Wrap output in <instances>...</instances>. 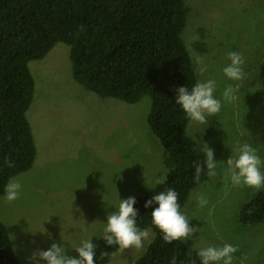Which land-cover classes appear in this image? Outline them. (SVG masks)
Returning a JSON list of instances; mask_svg holds the SVG:
<instances>
[{"label":"rangeland","instance_id":"374dc122","mask_svg":"<svg viewBox=\"0 0 264 264\" xmlns=\"http://www.w3.org/2000/svg\"><path fill=\"white\" fill-rule=\"evenodd\" d=\"M186 2L191 11L183 38L198 81L215 79L217 98L229 84L238 91L233 102L208 117V124L189 123L188 132L202 150L205 143L214 150L217 174L196 186L181 209L197 229L184 241L189 250L231 244L238 249L233 264H264V221L247 225L240 220L242 206L258 192L232 186L225 175L226 161L238 145L250 144L264 160V0ZM70 50L59 42L44 58L30 62L35 92L27 117L37 158L30 170L10 180L22 185L19 199L9 204L6 193L0 197V220L21 264H31L28 257L53 242L78 258L74 248L101 237L120 199L141 196L168 173L167 151L148 122L151 97L127 103L85 88L73 78ZM230 51L246 62L241 81L223 73ZM197 58L207 66L203 75ZM200 196L208 200L203 208ZM148 229L144 248L117 250L109 264H133L142 256L155 236Z\"/></svg>","mask_w":264,"mask_h":264},{"label":"trees","instance_id":"16d2710c","mask_svg":"<svg viewBox=\"0 0 264 264\" xmlns=\"http://www.w3.org/2000/svg\"><path fill=\"white\" fill-rule=\"evenodd\" d=\"M191 7L186 0H0V197L16 175L30 170L37 145L27 112L33 102L32 60L44 58L64 42L71 46L76 82L102 97L137 103L150 96L148 122L167 151V181L135 197L137 225L153 228L155 236L133 264H201L199 250H189L183 239L167 244L151 223L145 208L155 194L169 188L178 193L180 210L193 189L209 178L206 166L199 181L195 165L205 155L189 134L190 121L176 104L179 87L198 81L183 38ZM243 224L264 221V189L240 211ZM96 264H109L118 250L101 237ZM0 264H21L7 226L0 220Z\"/></svg>","mask_w":264,"mask_h":264},{"label":"clouds","instance_id":"9594fccd","mask_svg":"<svg viewBox=\"0 0 264 264\" xmlns=\"http://www.w3.org/2000/svg\"><path fill=\"white\" fill-rule=\"evenodd\" d=\"M230 63L223 68L224 75L231 81H241L245 78V60L239 53L230 51L228 54ZM196 65L198 71L203 75L207 71V66L203 60L197 58ZM217 81L208 79L207 81H197L191 89L179 87L176 91V104L185 112L187 119L195 124L206 125L209 123L208 117L220 113L224 103H231L236 99L238 88L229 84L222 92L221 98L215 96ZM205 160L203 165H195V179L199 181L201 173L206 166L209 176H215L217 161L214 157V150L206 143L203 148ZM264 160L261 159L257 150L250 144L238 145L235 155L226 161L225 175L229 178L232 186L248 187L259 192L264 189ZM167 175L155 180V184H164ZM22 185L19 182L11 181L5 187V197L7 203L11 204L20 197ZM137 203L135 197L120 199L114 212L107 216V223L101 234V238L108 246H115L120 253L126 250L144 248V242L149 240L151 230L140 228L137 225L138 210L134 207ZM158 204V207L151 212V223L158 228L165 243L171 244L173 241L181 239L188 240L197 232L196 228L190 227L189 219L182 214L178 203V193L174 189L155 194L148 200L144 207L148 208ZM208 204V200L200 196L198 206L203 208ZM96 245L91 239L81 241L74 250L79 254L78 258L67 255L62 244L53 242L47 250H37L28 257L31 264H96ZM237 247L231 244L223 246H209L198 251L197 255L201 264H233L234 254ZM170 264H176L173 257Z\"/></svg>","mask_w":264,"mask_h":264}]
</instances>
